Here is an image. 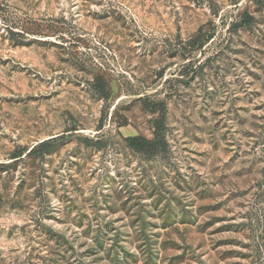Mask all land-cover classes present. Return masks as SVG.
<instances>
[{
	"label": "rangeland",
	"instance_id": "1",
	"mask_svg": "<svg viewBox=\"0 0 264 264\" xmlns=\"http://www.w3.org/2000/svg\"><path fill=\"white\" fill-rule=\"evenodd\" d=\"M0 264H264V0H0Z\"/></svg>",
	"mask_w": 264,
	"mask_h": 264
},
{
	"label": "trees",
	"instance_id": "2",
	"mask_svg": "<svg viewBox=\"0 0 264 264\" xmlns=\"http://www.w3.org/2000/svg\"><path fill=\"white\" fill-rule=\"evenodd\" d=\"M154 138L153 140H147L140 136L129 137L125 139L129 148L137 152H151L163 143V120L157 119L154 124ZM30 154V152H29ZM20 157L16 156L15 158Z\"/></svg>",
	"mask_w": 264,
	"mask_h": 264
}]
</instances>
